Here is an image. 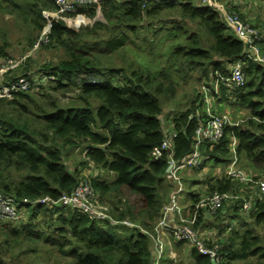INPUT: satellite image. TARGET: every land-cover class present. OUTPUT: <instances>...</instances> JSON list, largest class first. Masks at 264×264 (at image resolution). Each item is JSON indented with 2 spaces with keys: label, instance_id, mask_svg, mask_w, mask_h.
Masks as SVG:
<instances>
[{
  "label": "trees",
  "instance_id": "obj_1",
  "mask_svg": "<svg viewBox=\"0 0 264 264\" xmlns=\"http://www.w3.org/2000/svg\"><path fill=\"white\" fill-rule=\"evenodd\" d=\"M23 1L34 25L43 30L46 19L42 9L53 8L54 1ZM173 11L176 15L163 18ZM82 17L95 21L83 19L86 23L82 24L87 25V29H83L79 23ZM50 18L51 40L42 46H63L66 57L46 60L32 67L34 56L28 54L22 64L9 72V77L49 73L55 76L49 86L54 83V89H78L79 92L71 104H57V100L46 104L41 99L36 105L37 113L32 115H29L32 94L38 95L43 90L0 99V189L18 199L43 195L58 197L70 192L85 178L84 170L93 167L95 170L88 174V179L109 201L111 212L118 218H130L151 229L173 187L166 160L154 158L151 150L163 139L167 116L164 104L176 95L175 79L167 68H152L136 59L120 66L113 65L112 61L104 64L103 55H93L88 50L95 43L84 37L102 33L98 31L101 28L106 32L104 37L98 38L104 43L101 52L116 53L125 48L127 39L131 38L119 31V27L125 26L134 32L142 26L152 27L155 36L161 35L160 40L171 38V42H176L168 61L172 62L173 56L181 72L198 70L199 80L205 83L214 80L217 70L227 74L230 63L244 58L246 45L214 6L198 0H168L146 9L139 0H106L100 10L81 8L76 15H50ZM190 23L194 27H190L189 32ZM199 28L207 37L201 36ZM179 32L186 35L184 41L178 40ZM146 42L152 48L157 43L149 38ZM260 45L261 48L264 45L263 30ZM7 47L8 42L0 44V55L11 56ZM243 62L245 84L241 87L222 85L217 102L246 107L248 117L237 126H228L219 142L208 144L207 158L202 165L207 161L228 163L231 159L229 146L235 137L239 165L262 171L264 175V63L251 58H244ZM197 89L185 108H178L181 107L178 102L168 106L178 132L175 155L179 159L190 153L194 130L202 118L199 109L203 99ZM74 149L85 154L71 168L67 160ZM235 183L226 176L208 180L211 189L221 191L231 189ZM235 186L234 189H238ZM125 188L133 198H124ZM190 191L192 200L197 201L196 192ZM247 196L255 201L250 212L243 211L241 201H235L211 215L202 210L198 217L197 227L208 219L229 218L230 223L217 225V235L230 232L226 241L219 239L226 257L223 264L254 255L264 260V245L259 236L241 219L248 214L256 223L264 222V194L249 188ZM28 208L26 222L0 223V264L17 261L24 249H19L13 260L10 254H15V244L20 247L23 240L28 242L26 250L37 256L41 238L66 257L65 264H154L152 240L137 228L90 219L63 205L52 208L37 204ZM38 221L43 222L45 229L38 227L35 223ZM238 223L242 229L234 228ZM230 225H233L231 230L228 229ZM168 261L173 263V259ZM190 264H210V261L206 255L192 249Z\"/></svg>",
  "mask_w": 264,
  "mask_h": 264
},
{
  "label": "built area",
  "instance_id": "obj_2",
  "mask_svg": "<svg viewBox=\"0 0 264 264\" xmlns=\"http://www.w3.org/2000/svg\"><path fill=\"white\" fill-rule=\"evenodd\" d=\"M53 1L55 5L53 8L42 9L46 24L41 30L33 49L50 43L49 29L52 24L50 15H76L81 8L100 10L106 2V0ZM165 1L168 0H139L144 9ZM198 1L201 4L214 6L220 12L222 20L246 45L247 51L244 54V58H251L264 63V55L260 45L262 30L259 26H256L251 18L243 17L238 9L223 0ZM27 56L0 55V99L12 98L21 92H39L47 88L50 81L55 78L53 74L39 72L10 79L9 72L19 64H22ZM244 58H239L230 63V70L227 74L217 70L212 82L203 83L197 89L203 99L202 106L199 109V116L201 117L202 115V118L194 130L191 150L186 157L179 159L175 155V142L178 132L172 123V119H164L163 139L152 148L151 155L154 158H164L166 160L173 187L171 192L166 195L161 215L151 229L140 225L130 218L116 217L111 212L109 203L93 187L86 172L84 173L85 178L70 192H63L58 197L43 195L35 198L18 199L13 195L4 193L0 189V222H26L30 212L28 206L45 204L54 208L56 205H63L86 214L90 219L109 221L113 225L137 228L147 234L154 246V264L164 262L167 255L174 262L177 261L176 254L171 248L173 241L186 243L191 249H196L199 253L206 255L210 264H223L226 260L224 253L221 251L223 244L214 234L208 233L202 226H196L198 217L202 210L211 215L224 205L235 201H241L243 211L250 212L255 201L247 195H242L239 191L243 189L242 186H245L257 189L261 194H264V178L259 173L251 169L245 170L239 165L236 152L237 140L235 137H233L229 146L231 159L225 164L224 175L201 176L205 181H200L192 187V190L198 195L197 201L191 200L189 204L185 201L187 199L186 196L181 198V194L186 190L181 174L185 170L194 172L195 169L205 170L206 174H208L209 170L205 168V165H202L204 159L207 158L205 151L208 144L212 145L219 142L225 135L228 126L240 124L227 112H218L214 103L217 102V95L222 85L241 87L245 84ZM223 176L236 181L241 186V189L231 188L221 191L217 188L211 189L209 187V179L222 178ZM201 183H204V185ZM203 186L204 188L202 189ZM170 215L176 216V220L172 221L169 218ZM232 227L233 225H230L228 229L231 230Z\"/></svg>",
  "mask_w": 264,
  "mask_h": 264
},
{
  "label": "rangeland",
  "instance_id": "obj_3",
  "mask_svg": "<svg viewBox=\"0 0 264 264\" xmlns=\"http://www.w3.org/2000/svg\"><path fill=\"white\" fill-rule=\"evenodd\" d=\"M228 3H236L234 4L236 7H238L239 12L241 15L247 19L251 18L256 26L264 31V0H223ZM25 10V2L23 0H0V44L3 42H8V51L11 52V56L13 57H21L23 55L32 54L34 56L33 60H31V66L36 67L39 66L41 62H44L46 60H53L57 61L59 59H62L66 57V50L63 46L55 45V46H42L38 49H33V46L41 32L34 23L32 22L31 13ZM178 12V10H175V12ZM168 12V11H167ZM174 11L170 12L163 16L170 17V15H176ZM86 22H93V20H87L86 17H82L79 19V23L82 25L83 29H87V25L84 26L83 24ZM83 23V24H82ZM158 25V24H155ZM190 27H194V25L188 26V30L190 32ZM154 29L152 27L145 28L140 27L138 31H131L127 27H119V31H124L128 35H130V39H127V45L125 48L120 49L116 53H112L109 50H104L101 52V47L104 45L102 40L98 39L99 37H104L106 32L103 31L101 28L98 30L99 34L96 33H90L84 37V39L89 40L91 42H94L95 44L91 46V48H88L91 53H94L93 55H103L102 61H104V64L108 61H112L111 63L113 65H123L127 64L130 61H135V59L142 63H148L150 67L156 68V69H162V67L167 68L168 73H170L173 78L175 79L174 84H176V95L175 97L169 98V103H165L164 107L166 109V120L172 119L173 113L169 112L170 109L168 106L172 104V102H178L181 103V107L178 106V108H185L188 103H190V100L192 97H194V89L199 88L203 83H205V80H199L198 77H200V73L198 70H194L191 72H181L179 71L180 66L175 62V59H173L172 56V62H169V54L172 51L174 45L176 42H171V38H165L161 39V35L155 36L152 32ZM200 31V34L202 37H207L205 33L198 29ZM108 34V33H107ZM186 35H183L181 32H179V41H184V37ZM152 39L156 40V46L153 48L147 45L146 39ZM87 49V48H85ZM262 52L264 55V45L262 47ZM109 64V63H108ZM137 63H135V66ZM54 83H52L51 86H48L43 91H41L38 95L32 94V110H29L31 113L29 115H32L36 112V105L40 104L41 99L46 102V104H49V102L56 101L57 104H71L74 100L76 101L77 93L79 92L78 89H54L53 86ZM29 99V98H28ZM7 109V108H6ZM8 109H11L9 107ZM34 109V110H33ZM216 110L218 112H227L230 114L233 119L239 121L242 123L247 117H248V109L246 107H238L234 106L232 104L223 102L216 104ZM170 121V120H169ZM167 121V122H169ZM74 153V154H73ZM85 153H80L78 150H73L72 156L67 160L68 164L71 168L74 167L75 161L78 162L80 158L84 156ZM76 159V160H75ZM240 166L245 169H253L251 167H243L241 164ZM205 168H207L208 174H206L205 170L195 169L194 172L191 170H185L182 172V178L185 184V191L181 194V198H184L185 196L187 199L185 201L190 204L192 197H191V187H193L198 181H205L202 177H208L213 174H221L224 175L225 173V164L222 161H219L217 163L208 161L205 164ZM248 168V169H247ZM95 170L93 167H89L85 169L84 171L87 174H90ZM254 172H257L253 169ZM212 172V173H210ZM261 175L262 171H258ZM202 176V177H201ZM264 177V175H261ZM195 181H192L194 180ZM201 179V180H200ZM208 179V178H206ZM190 183V184H189ZM204 185V183H201ZM237 185L238 189H241V186L238 185V183H235L234 186L232 185V188H235ZM204 186L202 187V189ZM242 190L239 192L242 195H247L248 189L245 186H242ZM126 192V195L124 198L131 199L134 197V195L128 190L124 189ZM105 200V199H104ZM106 201V200H105ZM107 203L109 201L107 200ZM110 205V203H109ZM41 218V215H39V220ZM241 219L246 220V227L252 228L255 235H258L260 238V243L264 245V222L262 223H256L254 219L250 215H243ZM27 221V220H26ZM37 221V220H36ZM235 221V220H234ZM23 222V221H22ZM230 223L228 217H218L216 219H213L212 221L210 219L206 220L205 223L202 225L203 229L207 230L208 233L214 234L216 238L222 239V242L226 241V238L230 235V232L227 230L223 236H219L216 233L218 232L219 227L217 225H220L219 223ZM1 223V222H0ZM38 227H41V229H45L43 226V222H35ZM14 224V223H13ZM17 224V223H15ZM235 229H242L243 226H240V224H236ZM243 231V230H242ZM241 231V232H242ZM21 235V240L22 239ZM18 240H16L14 243H16ZM13 243V244H14ZM184 247L187 245L183 244ZM38 247V255L36 256L33 252L27 251L28 249V242L23 240L22 246H18L15 244L13 252L15 254H10L11 259L15 257L16 253L19 249H24V253H20L19 258L14 264L22 263V264H28V263H35V264H65L66 257H63L60 255L58 250L50 245L49 242H46L41 238V240L38 241L37 244ZM36 257V258H35ZM190 260V258H189ZM189 260L183 259V256L181 255V258L172 264H190ZM263 258H260L258 255L250 256L247 259H234L232 264H262ZM160 264H165V262H161ZM166 264H171L168 260L166 261Z\"/></svg>",
  "mask_w": 264,
  "mask_h": 264
},
{
  "label": "crops",
  "instance_id": "obj_4",
  "mask_svg": "<svg viewBox=\"0 0 264 264\" xmlns=\"http://www.w3.org/2000/svg\"><path fill=\"white\" fill-rule=\"evenodd\" d=\"M231 4V3H229ZM233 5L236 4V3H232ZM237 5V4H236ZM235 8V7H234ZM236 9H238V7H236ZM216 104L217 102L214 103L215 107H216ZM169 218L172 220V221H175L176 220V216H173V215H170ZM183 244L187 245L186 247L183 246ZM171 248L173 249L174 253L176 254V259H180L181 258V255L183 256V259L185 260H190L191 261V251L192 249L188 246V244L186 243H183V242H172L171 243ZM169 259H172L170 258L168 255L166 257V259L164 260L165 264H166V261L169 260ZM176 261V260H175ZM174 262V261H172Z\"/></svg>",
  "mask_w": 264,
  "mask_h": 264
},
{
  "label": "water",
  "instance_id": "obj_5",
  "mask_svg": "<svg viewBox=\"0 0 264 264\" xmlns=\"http://www.w3.org/2000/svg\"><path fill=\"white\" fill-rule=\"evenodd\" d=\"M169 170V168H167V171Z\"/></svg>",
  "mask_w": 264,
  "mask_h": 264
}]
</instances>
